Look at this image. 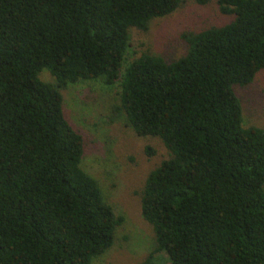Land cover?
I'll return each mask as SVG.
<instances>
[{
	"label": "trees",
	"instance_id": "1",
	"mask_svg": "<svg viewBox=\"0 0 264 264\" xmlns=\"http://www.w3.org/2000/svg\"><path fill=\"white\" fill-rule=\"evenodd\" d=\"M182 3L0 0V264H94L113 248L124 219L82 168L61 93L94 80L119 83L117 111L170 155L141 193L155 248L140 264H264V130L243 125L235 93L264 71V0H217L229 24L124 70L130 30Z\"/></svg>",
	"mask_w": 264,
	"mask_h": 264
},
{
	"label": "rangeland",
	"instance_id": "2",
	"mask_svg": "<svg viewBox=\"0 0 264 264\" xmlns=\"http://www.w3.org/2000/svg\"><path fill=\"white\" fill-rule=\"evenodd\" d=\"M233 16L222 14L217 0L199 6L183 0L172 15L155 19L147 32L130 30V47L124 70L144 54L173 62L186 55L184 37L229 24ZM41 79L57 81L48 71ZM120 84L106 86L103 80L84 81L61 89L64 113L84 138L82 168L99 183L106 202L124 222L115 234L112 249L94 264H140L155 248L152 227L143 219L141 193L150 172L170 155L158 138H141L127 124L120 107ZM243 108V125L264 130V71L247 87H236ZM155 154L149 156L147 148ZM165 256V255H164ZM167 258V256H165Z\"/></svg>",
	"mask_w": 264,
	"mask_h": 264
}]
</instances>
